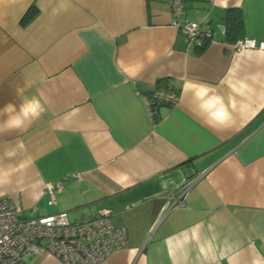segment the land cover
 Instances as JSON below:
<instances>
[{
	"label": "crops",
	"instance_id": "crops-1",
	"mask_svg": "<svg viewBox=\"0 0 264 264\" xmlns=\"http://www.w3.org/2000/svg\"><path fill=\"white\" fill-rule=\"evenodd\" d=\"M182 1L213 26L202 47L171 0H0V198L73 221L109 208L128 243L95 264H264V49L225 30L239 10L235 36L264 40V0ZM165 84L178 99L151 116ZM34 97L43 112L11 126Z\"/></svg>",
	"mask_w": 264,
	"mask_h": 264
},
{
	"label": "built area",
	"instance_id": "built-area-1",
	"mask_svg": "<svg viewBox=\"0 0 264 264\" xmlns=\"http://www.w3.org/2000/svg\"><path fill=\"white\" fill-rule=\"evenodd\" d=\"M184 7L182 0H171L172 23L185 47L198 48L212 41L213 26L182 17ZM233 45L235 50L264 49V40L243 37ZM177 99L178 91L168 84L145 97L151 116L157 105L172 104ZM185 192L172 205L182 202ZM48 193V202L54 204V190L49 188ZM22 210L18 204L0 198V264H23L27 255L45 253L58 256L64 264H95L128 243L126 229L113 223L109 208L99 209L92 218L74 221L65 210L31 216H23Z\"/></svg>",
	"mask_w": 264,
	"mask_h": 264
},
{
	"label": "clouds",
	"instance_id": "clouds-1",
	"mask_svg": "<svg viewBox=\"0 0 264 264\" xmlns=\"http://www.w3.org/2000/svg\"><path fill=\"white\" fill-rule=\"evenodd\" d=\"M7 111H14L15 106L12 104L5 105V109ZM43 112V108L41 107V104L37 98H32L29 102L22 105L19 109V114L16 115L14 118H12L9 121V124L11 126H19L23 123L25 119H28L29 117H38ZM218 117H221L223 114H217Z\"/></svg>",
	"mask_w": 264,
	"mask_h": 264
},
{
	"label": "trees",
	"instance_id": "trees-1",
	"mask_svg": "<svg viewBox=\"0 0 264 264\" xmlns=\"http://www.w3.org/2000/svg\"><path fill=\"white\" fill-rule=\"evenodd\" d=\"M35 13L34 8H29V10L23 16L21 23L27 22ZM226 23V37L229 40H236L239 37L235 36V33L240 29L241 25V14L239 10L229 9L226 13L225 17Z\"/></svg>",
	"mask_w": 264,
	"mask_h": 264
},
{
	"label": "water",
	"instance_id": "water-1",
	"mask_svg": "<svg viewBox=\"0 0 264 264\" xmlns=\"http://www.w3.org/2000/svg\"><path fill=\"white\" fill-rule=\"evenodd\" d=\"M221 27L223 28L224 26H223V25H220V28H221Z\"/></svg>",
	"mask_w": 264,
	"mask_h": 264
}]
</instances>
